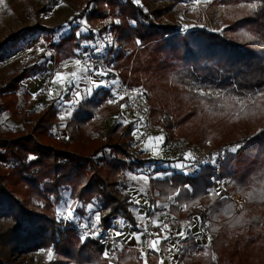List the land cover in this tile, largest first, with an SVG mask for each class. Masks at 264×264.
<instances>
[{
    "label": "trees",
    "instance_id": "16d2710c",
    "mask_svg": "<svg viewBox=\"0 0 264 264\" xmlns=\"http://www.w3.org/2000/svg\"><path fill=\"white\" fill-rule=\"evenodd\" d=\"M156 1L178 6L192 0H89L68 21L50 28H25L0 44V63L39 33L51 52L0 80V114L8 112L17 122L30 119L21 129L0 131V264H6L3 258L11 253L40 251L48 257L38 264H131L134 249L122 247L117 261H112L111 246L83 238L82 220L64 219L59 209L71 201L75 216L87 217L82 206L93 204L101 214L100 239L118 220L130 223L139 234L137 206L129 192L135 185L126 176L142 174L148 166L156 168L148 176L161 170L172 173L152 179L151 186L161 211L186 222L187 236L178 240L176 249L180 264H264V95H260L264 93V0H221L226 8L242 6L239 18L224 27L226 34L195 28L186 35L176 22L161 24L168 10H154ZM103 21L108 23L100 26ZM64 30L66 34L57 38ZM83 41L103 44L102 54L82 47ZM54 50L59 63L86 52L102 57L125 84L145 88L152 94L149 102L156 127L166 129L169 136L187 127L195 138L211 140L215 146L207 161L224 157L220 178L217 159L214 165L197 167L196 173L184 174L172 167L184 160V149L172 161L149 159L132 135L138 123L135 117L129 123L114 121L105 129L124 105L121 99L107 103L114 99L109 88L83 98L66 121L60 119L58 99L36 111L32 94L25 90L22 108L23 82L47 75ZM201 89L206 90L204 95L197 92ZM204 106L211 116L224 119L211 117L216 122L209 127L196 125ZM224 124L231 126L223 128ZM246 124L254 125L255 131L250 133ZM60 127L66 138L54 133ZM236 145L241 147L231 152ZM164 147L166 153L171 151L167 138ZM219 179L225 181V189L215 193ZM233 193L246 200L239 211L229 197ZM196 217L205 243L191 233L190 223ZM167 245L165 241L161 247L164 254ZM154 260L157 264L155 251Z\"/></svg>",
    "mask_w": 264,
    "mask_h": 264
},
{
    "label": "rangeland",
    "instance_id": "374dc122",
    "mask_svg": "<svg viewBox=\"0 0 264 264\" xmlns=\"http://www.w3.org/2000/svg\"><path fill=\"white\" fill-rule=\"evenodd\" d=\"M88 1L89 0H0V44L3 43L6 39L11 37L12 35L17 34L19 31L25 28H31L35 26L50 28L62 22L68 21L72 17L78 15L82 11V9L85 8ZM219 1L221 0H192L190 2L187 1L183 5L181 4L178 6L171 5V3L167 1H156L153 2L152 7L154 10H164V11L168 10V12L164 14L162 19H160L161 24H173L174 22H176L175 24L180 27L183 35L188 34L189 31L195 28H207L210 29L211 31L226 34L223 31L224 27H226L228 24L233 23L239 18L238 17L239 14H237V12H240L242 6L237 5L226 8L224 7V4L220 3ZM243 15H247V10ZM105 23L108 22L103 21L99 25L102 26V24L104 25ZM185 25H188L189 27L185 28ZM65 34H66V30L61 31L59 35H57V38H61ZM238 34L241 33L238 32ZM228 35L231 34L229 33ZM52 52L54 59L50 60L47 63L49 69L47 75H37L23 82V88L20 91V103L22 105V108L26 104V100L23 98L22 95V92L25 90L29 91L32 94L35 100V104L32 107V109H35L36 111H41L51 100L54 99L59 100V97L56 95V93L58 92L60 93V95L64 96L65 100L69 99V96L65 94V89L61 87L59 83H53V81L57 73L66 75L68 79H71L70 73L76 71L79 66L71 65L61 68L60 65H62V63L68 64L70 62H74L76 59L75 60L64 59L61 63H59L57 61V56L59 57V54L55 50ZM17 53H22V55L15 60L12 59L13 58L12 56L8 58L5 62L0 63V80L2 78L9 79L11 72L19 73L25 67L33 64L37 59H41V57H43L44 55H48V54L50 55L51 52L48 49V42L43 38V33H39L36 36L29 38L25 43H23L22 48ZM97 54H102V50H100V52H98ZM81 56H80L81 58L79 59H83L86 57L82 54ZM54 61H56L57 65H59L61 68L57 72H55ZM87 67L95 69L94 65H90ZM79 68H83V67H79ZM111 71L115 72L113 70ZM52 72H55V75L50 82L48 88V94L47 96H43L41 94L42 85L44 83V80L48 78V76H50ZM109 73L111 74L110 71L108 72V75ZM80 75L83 74L81 73ZM87 75L90 76L92 80L95 81H100V80L111 81L115 79V76L113 74L110 75L111 77H109L108 75L94 76L90 71ZM73 87L74 85H72L71 87H67V92L70 93L73 90ZM113 87L117 93V87L116 86ZM103 88H107V87H103ZM170 88L173 90V87L171 85ZM143 89L145 90V88ZM96 90L98 89H94L93 91ZM145 91L147 92L150 98L152 94L149 93L147 90ZM50 92H51V98L49 96ZM197 92L199 94L206 93V90L201 89ZM81 95L84 98L88 97L85 96L83 92ZM181 97H184L186 99L187 93L182 92ZM74 106H73V110H74ZM59 108H60V115L65 116V119H63V121L68 120L70 116L67 115L66 109L60 106ZM207 108H208L207 106L201 108V113L197 117L200 123H195L196 125L200 124L202 127H209L210 123L216 122V121H212L211 117L213 119H224L222 116H211L212 114L207 112ZM28 112L29 111H27V113ZM121 115L125 118L126 123L135 121L134 120L135 116L132 114L130 109L125 104L122 107ZM194 119L195 118L193 117L192 120ZM235 119L233 120L232 123H234ZM29 120L30 119L26 117L24 121L17 122L12 119L10 113L3 112L0 114V131L6 132L8 130L21 129L22 124L28 122ZM114 121H120L119 117L112 118L109 121V123L105 126V129L108 128L110 124L113 123ZM240 121H243V117H240L239 122ZM230 126L231 125L228 126L227 124H224L223 128H227ZM245 126L249 128L248 131H250V133H253L255 131L254 125L246 124ZM135 131H136V136H134V138L136 142L140 144L142 150H144L145 145L147 144L148 137L150 136L157 137L162 135L159 133L157 134L151 133L150 135H145V138H143L140 128L136 126ZM54 133L56 135H59L60 138H66L67 135L66 132L64 131V127H60L59 130H54ZM193 134L195 133L189 132L187 127H180L179 129L173 131V133L170 134L172 144L169 143V146H171L170 147L171 151H169V153H166L164 147V144L166 143V137L162 135L164 137V141L162 143L156 145V142L153 141L156 155H153V149H149L148 151H146L148 158L157 161H172L175 155H179L182 154V152H185L182 148H190L191 145H194L200 149L207 151L208 153H211V151L215 146L213 145L211 140H204L203 138L202 140L199 138H195ZM137 136L139 137V139H137ZM175 145H177L178 149H176ZM188 152L189 150L186 151L184 154L186 155ZM174 164L175 163H173L172 165ZM155 170H156L155 166H148L144 169L142 174L147 176V180L140 179V176L142 174L135 175L133 173H128L126 176L128 181L131 184L134 183L133 185H135L130 188L129 192L133 196L134 202L137 206L135 211V218H136L137 228L140 230L139 234H137L134 231L133 226L130 223H126L123 221V224H121V221L118 220L114 223V228L111 229V235L119 239L122 243H127L131 240L133 235L137 234L140 236L139 241H143L144 244H148L150 247H151L149 243L150 241L159 239L160 243L156 246V250H154L159 255V261L157 264H180L179 260H177L178 255L177 253L176 254L173 253V249L175 250L178 249L179 247L178 240L186 238L187 236V234L184 232L186 222L183 219L181 220L180 217H179L180 219L175 217L167 210L161 211L160 209L161 203L157 200L151 186L152 185L151 180L154 179L153 177L156 174L155 175L152 174L148 176V174L150 173H155ZM173 170L175 171V169ZM173 170H171V172H174ZM185 171L187 173H196V170L186 169ZM164 172L165 170H161L158 173H164ZM179 172L182 171L180 170ZM133 176L136 177L135 180L132 178ZM216 183H215L214 191L215 193H218L222 190L221 187L219 186V183L217 184ZM223 187L225 189V184ZM233 194L239 195L238 193H233ZM147 195L151 197V199H153V201L155 202V206L157 208L156 215L153 214L155 207L150 202ZM241 197L244 199V204L241 206L239 210H241L243 206L246 204L245 198L243 196ZM68 202L72 203L71 201ZM68 202L63 203L60 206L59 214L62 216V218L67 214L66 203ZM152 218L153 220H151ZM150 221H152L151 222L152 224L150 223ZM165 225L167 227H164ZM150 226L151 229L149 230ZM81 229H83L81 232L83 238L90 237L89 235L85 236L86 228L81 227ZM190 229L192 235L197 236L199 238L198 239L199 242L206 241L205 237L201 236L202 232H200V220L197 217L192 220V223H190ZM117 230L121 232L120 236L115 235V232ZM181 232L184 233L183 236H180ZM166 236L168 237L167 239H165ZM165 241L168 244V249L166 250L167 252L164 254L161 252V247ZM122 243L115 249V251L114 249L111 250L110 256L112 261L114 260L117 261V253L120 251L122 247L124 246L128 247L126 244H122ZM136 247L132 248L135 250V253L131 264H148V261L144 257V255L142 253H137ZM195 252L196 251H193L192 253ZM47 257L48 254L46 252L40 251L36 254H30V255H18L17 253H13V254L11 253L9 254L8 258L6 259L3 258V259L6 261V264H38L39 260L42 261L46 260ZM151 262L152 264H156L154 257L151 259Z\"/></svg>",
    "mask_w": 264,
    "mask_h": 264
},
{
    "label": "snow or ice",
    "instance_id": "6c2138e0",
    "mask_svg": "<svg viewBox=\"0 0 264 264\" xmlns=\"http://www.w3.org/2000/svg\"><path fill=\"white\" fill-rule=\"evenodd\" d=\"M248 7L250 8H255L256 5L255 4H249ZM117 23H119V21H117ZM188 25H185V28H188ZM80 33H77V36L79 37ZM140 41L137 40V44H139ZM109 46H111V42L109 41ZM82 47H91L92 49L95 50V52H100V50L104 47L103 44H98V43H93L92 41H83L82 42ZM84 55L87 57L88 55H90V53H84ZM103 62L101 61V64ZM75 64L77 66H79L81 64V61L79 59L75 60ZM92 72V74L94 76H107L108 75V71L109 69L107 67H97L95 69H92L90 67H83V68H77L76 71H73L70 73L71 79H68L66 77V75H62L60 73H57L55 76V79L53 81V83H59L61 85V87H63L65 89V94H67L69 96L68 100L64 99L63 95H60V93H56V95L59 97V101H60V107L65 108L66 109V113L68 116H71L73 114V106L77 105L81 99H83L84 97H82V92L85 94V96H91L93 94V90L94 89H99V88H103V87H107L110 89V95L112 97H114V99H109L107 101V103L111 104L116 102V100L118 99H123L122 96H117V93L115 91V89L112 87L114 85L117 84V81L115 79L108 81V80H100V81H95L92 80V78L90 76H88L87 74L89 72ZM83 75H80V74ZM66 82V83H65ZM90 84V86H89ZM72 85H74L73 90L68 93L67 92V87H71ZM201 95H204V93H201ZM260 95H264V93H260ZM49 96L51 98V92L49 93ZM240 103H243V101H240ZM123 107V106H122ZM60 119L63 120L65 119L64 115H60ZM126 123V122H125ZM133 136H136V131L134 130L132 132ZM137 139H139V137L137 136ZM153 141L156 142V145H159L160 143H162L164 141V137L161 136H157V137H148L147 140V144L145 145L144 151H148L149 149H153V155H156L155 152V148L153 145ZM239 147H241L240 145H236L234 147H232L230 149L231 152L235 153L236 151H238ZM195 156L193 155V153L189 152L185 155L184 160L175 163L174 165H172V167L181 170L182 172H184V174H188L185 170L188 168H195L197 165L195 163H189V161H195ZM217 157L213 156L211 158V161H203V163H209L211 162L213 165L216 162ZM172 175V173L167 172V173H158L156 174L153 178L157 179V178H164V177H170ZM134 180L136 179L135 176L132 177ZM140 179L142 180H147V176L146 175H141ZM209 194H212L211 190H209ZM158 206V205H157ZM86 211H87V217H76L75 216V209L73 207V204L68 202L66 203V215L63 217L64 219L67 220H75V219H81L82 223H81V227L82 228H86L89 229V231L91 232L92 235H99L100 229L98 227V225L101 223V214L99 211H96L93 207V204H88V205H84L82 206ZM156 207V206H154ZM154 215H156V213H153ZM121 224H123V221H121ZM164 227H167L166 225ZM143 234V233H141ZM88 233H85V236H87ZM106 235H111V231L109 233H106ZM116 236H120L121 232L120 231H116L115 232ZM184 233L181 232L180 236H183ZM135 238L137 239V241H139L140 236L139 235H135ZM168 237L166 236L165 239H167ZM152 249L156 250V246L160 243V240H152L149 242ZM115 251V249H114ZM49 255H51V253H49ZM103 255L105 257L108 256V252L105 251L103 253Z\"/></svg>",
    "mask_w": 264,
    "mask_h": 264
},
{
    "label": "built area",
    "instance_id": "2783aa9c",
    "mask_svg": "<svg viewBox=\"0 0 264 264\" xmlns=\"http://www.w3.org/2000/svg\"><path fill=\"white\" fill-rule=\"evenodd\" d=\"M81 61L80 66H84V65H101L104 67H107V64L105 62V60L102 57L99 56H90V57H85L83 59H79ZM101 61L103 62L101 64ZM54 67H55V72L59 71L61 68H64L65 66H71V65H76L75 61L74 62H70L68 64L62 63L61 68L59 65H57L56 61H54ZM109 69V68H108ZM109 71L111 72V74H113L115 76V80L117 81V84L115 85L117 87V93L118 96H122L123 99H121L124 104L127 105V107L130 109V111L132 112V114L135 116L139 126L141 127L142 130V137L145 138V135H150L151 133H159L164 135L167 140L168 143H171V138L168 134V132L166 131V129H164L163 127H156L154 124V120H153V116H152V107L150 105L149 102V96L147 94V92L138 86H131V85H127L125 84L121 77L115 73L112 72L110 69ZM108 71V72H109ZM55 72H52L50 74V76H48V78H46L44 80V83L42 85V92L41 94L43 96H47L48 94V88L50 85V82L52 80V78L55 75ZM176 149H178L177 145ZM171 147V146H170ZM186 151L189 150V152L193 153V155L195 156V161H192L191 163H195L197 166L195 168H188L187 170H195L197 167H200L201 165H204L205 163H203V161H207L208 160V156L210 153H208L207 151L200 149L194 145H191L190 148H182ZM188 152V153H189ZM223 162H224V157L220 156L217 159V170H216V174L219 176L221 175L222 172V167H223ZM179 171V170H177ZM219 186L221 187V190H224V184L225 181L219 179L218 181ZM230 197L232 198V200L235 203V208L236 210H239L241 208V206L244 204V199L237 195V194H231ZM153 220V218L151 219ZM152 221H150L151 223ZM152 224V223H151ZM151 228V226H150ZM149 228V230H150ZM111 231V229H110ZM109 231V232H110ZM108 232V233H109ZM86 233H88V235L94 239V240H98L99 243L101 244V246H111L112 249H116L120 244V240L115 238L112 235H105L104 237H102L101 239L99 238L98 235H92L90 231H86ZM136 251L137 253H142L144 255V257L147 259L148 264H152L151 259L154 257V250L148 245H138L136 247Z\"/></svg>",
    "mask_w": 264,
    "mask_h": 264
},
{
    "label": "crops",
    "instance_id": "0c3cea01",
    "mask_svg": "<svg viewBox=\"0 0 264 264\" xmlns=\"http://www.w3.org/2000/svg\"><path fill=\"white\" fill-rule=\"evenodd\" d=\"M93 65H96V64H93ZM84 66H90V65H84ZM84 66H80V67H84ZM99 66H101V65H99ZM102 67V66H101ZM104 67V66H103ZM113 79V78H112ZM118 94V93H117ZM71 117V116H70ZM117 117H119V119H120V122H123V123H125L126 122V120H125V118L121 115V113L120 114H118V115H116L114 118H117ZM137 127L138 128H140V130H141V127L139 126V124L137 123ZM141 132H142V130H141ZM154 212L156 213V210H154ZM153 212V213H154ZM151 229V228H150ZM135 235H137V234H135ZM135 235H133V237L131 238V240L129 241V242H127V243H122L121 241V243L122 244H126L129 248H135L136 246H138V245H141V244H144V242L143 241H137V239L135 238ZM199 242V241H198ZM201 242V241H200ZM199 242V243H200ZM202 242H206V241H202ZM201 242V243H202ZM168 249V245L166 246V250ZM167 252V251H166ZM173 253L174 254H176L177 253V251L175 250V249H173ZM177 255H178V253H177ZM178 260V259H177ZM159 261V260H158Z\"/></svg>",
    "mask_w": 264,
    "mask_h": 264
},
{
    "label": "water",
    "instance_id": "95a60500",
    "mask_svg": "<svg viewBox=\"0 0 264 264\" xmlns=\"http://www.w3.org/2000/svg\"><path fill=\"white\" fill-rule=\"evenodd\" d=\"M22 55V53H17L16 55L13 56V60L17 59L18 57H20Z\"/></svg>",
    "mask_w": 264,
    "mask_h": 264
}]
</instances>
